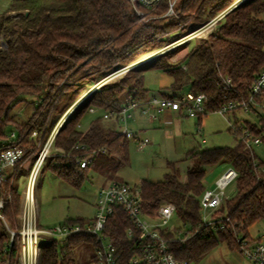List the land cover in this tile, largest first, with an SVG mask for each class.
Listing matches in <instances>:
<instances>
[{"label": "trees", "instance_id": "16d2710c", "mask_svg": "<svg viewBox=\"0 0 264 264\" xmlns=\"http://www.w3.org/2000/svg\"><path fill=\"white\" fill-rule=\"evenodd\" d=\"M234 1L180 0L175 16L164 17L159 24L157 21L138 24L139 18L130 0H13L9 11L17 17L0 15L4 38V44L0 41V140L9 125L16 126L20 133L27 130L29 125L18 124L11 112L30 98L36 105L31 119L39 116L37 127L44 132L45 141L89 85L96 84L119 64H130L163 46L171 25L160 23L167 19L206 22L225 12ZM168 4L169 1L164 0L160 12L165 13ZM263 14L264 0L246 1L217 21L208 37L194 44L180 61L168 62L171 53L163 54L149 67L130 69L120 80L105 83L91 92L56 135L54 148L61 149L64 156L56 158V165L48 158L47 166L68 183L80 187L90 169L106 172L126 164L129 141L115 129L103 125L104 115L111 114L110 118L119 123L117 116L126 99L144 101L149 98V90L144 85L147 69L166 72L173 79L172 93L204 94L210 112L229 101L248 100L254 78L264 67ZM96 64L99 66H94ZM227 79L231 81L229 85ZM262 105L264 88L256 97V105H251L247 112L256 115L259 123L244 121L241 124L260 137L261 142L264 141ZM91 108L101 115L82 131L81 120ZM239 111L243 110L232 113L236 126L241 123L236 117ZM230 131L236 135L234 146L195 148L187 153L186 160H193L194 164L188 168L185 182L175 164L170 163L171 172L165 174L162 181L144 179L139 186L145 213H154L166 202L176 205V215L192 235L185 242L175 240L171 246L176 258L189 264L200 261L221 243L233 252H241L242 241L253 242L249 228L264 220V162L253 147L247 145L240 130L231 127ZM24 143L35 149L28 138ZM83 158H92L87 168L76 164L77 159ZM71 160L74 163L68 165ZM219 165L233 166L237 178L228 199L213 215L218 220L228 218L229 222H225L224 229L212 230L202 223L200 198L209 169ZM19 205V196L6 205L8 221L13 222ZM85 221L68 219L65 223ZM130 226L126 214L118 208L109 221L107 234L121 250L127 251L131 245L125 237ZM169 236L176 237V231ZM5 239L6 232L2 228L0 249ZM81 243L97 247L96 239L86 234L66 240L48 239L42 246L41 264H75V247Z\"/></svg>", "mask_w": 264, "mask_h": 264}, {"label": "built area", "instance_id": "2783aa9c", "mask_svg": "<svg viewBox=\"0 0 264 264\" xmlns=\"http://www.w3.org/2000/svg\"><path fill=\"white\" fill-rule=\"evenodd\" d=\"M130 1L134 6L135 13L140 14L142 8L149 11L158 10L164 0ZM168 1L165 16L173 17L176 15V7L180 0ZM246 1L249 0H235L225 12L208 20L204 27L202 26L195 32L188 34L181 41L184 43L194 39L206 27L214 26L226 13ZM173 45H167L162 50ZM114 76L112 77L114 78ZM107 79L97 82L88 92L91 93L98 89L107 82ZM226 81L228 85L231 83L230 79ZM263 88L264 67L254 78L248 100L229 101L216 110L215 113L232 114L238 109L246 113L249 112L250 106L256 105V97L261 94ZM225 98H228V94L225 95ZM79 102L64 113L45 141H43L44 132L37 127L39 116L32 120L26 131L22 133L19 131L18 135L13 131L0 140V223H2V228L6 232V239L0 249V264H41L42 246L48 239L66 240L70 236L81 234L96 239L97 247L93 264H189L185 260L176 258L171 246L175 240L185 242L192 235L187 231L183 238L169 236L173 230L168 224L176 214V205L166 202L154 213H145L142 210L140 187L131 186L124 182H114L100 191L95 205V215L91 220L83 223H64L48 228H44L40 224L39 205L35 194L37 180L47 159L53 155L54 140L58 131L71 114L70 112L79 106ZM206 102L207 98L204 94L196 95L191 92H176L168 96L154 95L145 101L126 99L124 108L117 116L119 123L124 125L121 134L126 139L135 140L139 144V149L143 150L147 146L148 140L140 139L138 134L128 127V122L132 118L131 110L141 107L143 114L148 115L153 120L155 114L151 111L154 109L159 114L171 116L165 120L166 124H170L173 121V113H176L177 117L203 118L211 113L207 110ZM262 108L264 109V105H262ZM90 112L93 113L95 110L91 108ZM111 116V114H105L104 118H110ZM232 128L240 130L250 148L261 143V138L254 136L248 129L236 125H233ZM25 138L35 144L34 150L30 147V144L24 145ZM60 156H64V154H60ZM73 163L74 160H71L68 165ZM91 163L92 158L76 160V164L81 168H87ZM224 166L227 167L226 171L212 185L206 186L200 198L202 223L212 230L224 229L225 222H229L228 218L218 220L213 217L216 210L228 199L230 193L228 189L237 178V171L233 166ZM21 168L27 173L26 191L24 197L19 196L18 214L13 222H10L6 219L5 209L6 205L11 204L13 201V185ZM118 208L126 214L131 222V226L128 227L125 233L126 239L131 243L127 251L117 247L107 234L109 221ZM240 253L251 264H264V236L262 239L253 240L251 243L246 240L242 241Z\"/></svg>", "mask_w": 264, "mask_h": 264}, {"label": "rangeland", "instance_id": "374dc122", "mask_svg": "<svg viewBox=\"0 0 264 264\" xmlns=\"http://www.w3.org/2000/svg\"><path fill=\"white\" fill-rule=\"evenodd\" d=\"M13 0H0V15H8L13 17L16 15L10 12V6ZM161 8V7H160ZM160 8L156 11L142 10L138 16L137 23H151L163 19L165 13L160 12ZM264 19V14L262 16ZM17 19V18H15ZM170 24L165 33L166 42L161 48L152 51L149 54L143 55L136 61L113 67L103 79H107L106 84L114 83L120 80L130 69L141 67H149L156 58H162L163 54H170L168 62H177L183 59L188 52L193 48L194 44L200 43L201 40L206 39L210 32L215 28L214 26L206 27V29L197 34L189 43L181 40L188 34L195 32L200 27H204L206 22L189 23V21L175 22L172 19H167L163 23ZM3 34L0 30V41L3 42ZM180 42V44H179ZM178 43V44H177ZM174 44L166 48L167 45ZM154 55V56H153ZM98 67L99 65H94ZM126 68L125 70H122ZM122 70V72H121ZM103 73V72H101ZM117 73V74H116ZM113 75L114 78L112 77ZM98 81V82H99ZM105 84V83H104ZM173 79L164 71L156 68L147 69L144 74V85L149 90L150 96H163L162 94H171V86ZM95 84L89 85L85 91L81 93L79 98L72 104L79 106L84 104L90 93L88 92ZM89 93V94H88ZM182 93H187L182 92ZM87 96V97H86ZM28 102H22L15 109L12 110L11 116L15 117L18 124L25 127L26 124H31V116L36 111V105L32 99L27 98ZM33 102V103H31ZM71 106V107H72ZM71 111V116L74 114ZM133 116L128 122V127L142 140H148L147 146L139 149V144L135 140L129 142V161L118 167L117 169L103 172L97 169H90L87 178L82 182L80 187L68 183L63 177L54 173L50 167L47 166L46 161L42 171L38 177L35 194L39 205V222L44 228L55 227L63 225L68 219H86V221L94 218L95 205L98 195L103 188L108 187L113 182H124L131 186H140L144 179L154 182H159L164 179L165 174L171 172L172 167L170 163H174L176 168L180 171L181 180H187V170L194 164L193 160H186L187 153L195 148H215V147H232L236 143V135L230 128L234 125L233 114L222 115L211 112L203 117L201 123L198 119H190L183 117L180 123L174 125H152L147 120H142L138 116L137 111H131ZM68 116V118L70 117ZM101 113L92 114L87 112L81 120L80 129L85 131L90 126L92 120L96 119ZM236 117L241 121L239 126L243 125L244 121L252 123H259L258 118L253 113H245L243 111L236 112ZM242 124V125H241ZM103 125L115 129L121 134L124 125L113 120H103ZM22 127V128H23ZM142 130V131H141ZM13 131L18 135L19 130L16 126H7L6 134H11ZM24 145H28L25 144ZM253 149L258 158L264 162V141L258 145H253ZM53 164H58L56 158L64 154L61 149L53 148ZM119 160L117 159V162ZM226 166H218L210 168L205 179L206 186L212 185L216 179L226 171ZM26 176L27 173L21 168L13 185V196L24 197L26 191ZM233 185L228 189L230 192ZM230 195V193L228 194ZM168 226L176 231L177 236L183 238L188 228L183 225L180 218L175 214ZM2 223H0V230ZM250 236L253 240L258 241L264 236V220L259 221L249 228ZM96 253V248L90 243H81L75 247V264H93V256ZM190 264H251L238 251H231L225 243L219 244L217 248L212 250L203 259L198 262Z\"/></svg>", "mask_w": 264, "mask_h": 264}, {"label": "crops", "instance_id": "0c3cea01", "mask_svg": "<svg viewBox=\"0 0 264 264\" xmlns=\"http://www.w3.org/2000/svg\"><path fill=\"white\" fill-rule=\"evenodd\" d=\"M150 97V96H149ZM145 101V100H144ZM132 111V110H131ZM133 111H137L138 112V117L140 118V119H142V120H147L148 122H149V124H152V125H158V124H164V125H174L175 123H180L181 121H180V119L181 118H183V117H177L176 115V113H173V121H172V123H170V124H166L165 123V120L169 117V115H163V114H159V113H157L156 112V110H154V109H152V111L151 112H153L154 114H155V118L152 120L148 115H144L143 114V112H142V108L141 107H138V108H135V109H133ZM91 113V112H90ZM92 114H95L94 112L92 113ZM133 117V116H132ZM171 117V116H170ZM169 117V118H170ZM168 118V119H169ZM105 119H107V120H113V121H115L114 119H112V118H105ZM132 119V118H131ZM190 119H195V118H190ZM202 119L203 118H201V119H198V122L199 123H201V121H202ZM116 122V121H115ZM110 128V127H109ZM142 131V130H141ZM130 140H132V139H128V141L130 142ZM114 183V182H113ZM112 184V183H111Z\"/></svg>", "mask_w": 264, "mask_h": 264}]
</instances>
